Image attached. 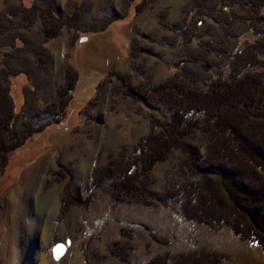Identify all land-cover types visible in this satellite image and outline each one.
<instances>
[{"label": "rangeland", "instance_id": "rangeland-1", "mask_svg": "<svg viewBox=\"0 0 264 264\" xmlns=\"http://www.w3.org/2000/svg\"><path fill=\"white\" fill-rule=\"evenodd\" d=\"M42 1L0 0V24L8 25L6 15L12 18L11 24H19L18 14L11 15L9 11H20L22 4L34 6V27L28 26L25 34L28 45L39 43L46 26L41 15ZM192 1H197L204 13L212 10L208 19L202 20L196 13L188 15ZM219 1L224 3L151 0L140 14L136 15L130 7L124 18L101 32L75 35L73 29L65 28L57 38L45 43L51 60L44 76L49 80L40 78L36 87L32 80L25 83L23 77L14 78V110L20 120H28L34 126L50 121L49 116L43 117V110L48 103H57V89L67 82L68 71L77 72L75 88L70 92L72 100L61 122L49 123L12 151L0 176V264H144L157 254L166 255V261H171L172 256L203 257L204 252L212 255L209 257L214 259L213 264H264L261 243H251L246 240V233L240 236L233 231V221L242 217L237 209L236 219L228 218L229 226L219 222L207 226L185 220L184 206L176 196L169 195L165 203L156 206L115 204L108 196L110 185L104 178L100 183L102 190L93 199L90 191L93 170L96 169L100 181L98 169L110 170L111 160L119 162L129 156L131 161L130 151L144 135L150 118L155 117L154 110L159 107L163 111L155 99L148 98V85L172 75L175 70L170 66L174 63L186 66L187 75L197 73L195 79L209 71L218 76V65L226 63L221 49L232 48L236 42L242 44L246 37L251 40L250 34L241 35L239 41L233 36L246 27L244 24L222 28L221 13L217 11ZM53 2L55 14L61 15L82 3L85 20L94 24L113 10L120 11L121 5L119 0ZM233 2L236 3L226 1ZM235 14L237 18L244 15ZM13 30L23 32L20 26ZM203 52L207 53L203 62L194 61ZM206 60L214 69H206ZM27 66L29 75L31 70ZM226 74L227 68L222 69V75ZM25 86L29 88L28 94L23 90ZM125 89L138 96L123 95ZM112 90L116 91L117 112L109 105L110 98H114ZM157 118L165 122L161 116ZM192 140L187 142L195 147L203 141L202 134L199 132ZM184 163L183 152L173 150L167 160L158 162L150 172V189L167 193L178 188L182 173L187 174ZM225 196L222 195V205L233 210L236 204ZM74 198L81 201L68 206ZM243 221L246 229L255 227L256 231L251 232L264 243L261 228ZM119 240L127 243L123 248L129 251L127 261L107 252ZM194 260L201 264L203 258L195 257L189 262L193 264Z\"/></svg>", "mask_w": 264, "mask_h": 264}, {"label": "trees", "instance_id": "trees-1", "mask_svg": "<svg viewBox=\"0 0 264 264\" xmlns=\"http://www.w3.org/2000/svg\"><path fill=\"white\" fill-rule=\"evenodd\" d=\"M53 1H42L44 6L41 8V15L45 19L46 26L44 35L41 39L38 38L39 43L28 45L27 42L30 41L25 34L28 26L34 27L33 18L36 16L34 6L28 7L22 4L20 11L16 12L15 9L9 11L11 15L18 14L19 24L15 25V22L11 24L12 18H8L9 15L5 16L8 25L0 24V34L3 37V41H0V176L8 164L12 151L21 147L29 137L41 131L49 123L61 122L72 100L70 92L75 88L77 72L69 68L71 71L66 74L67 82L65 81V84L57 89V103H48V108L46 107L43 113L40 112L43 117L49 116L50 121L34 126L28 120L21 119V121L18 117L19 113L14 110L15 104L11 93L15 89L14 78L23 77L25 83L27 80H32L36 87L40 78L49 80L44 76L50 69L51 60L45 43L57 38L63 29H73L75 35L101 32L111 23L124 18L130 7L138 15L151 2V0H119L120 11L113 10L112 15L102 17L94 24L85 20L86 9L82 3L76 5L68 14L61 15V13L55 14ZM226 1L217 3V11H220L222 17V28L244 24L246 27L233 36L239 41L241 35L250 34L251 40L246 37L242 44L236 42L232 48L221 49L222 59H225L226 63L218 65L221 69L218 76L213 74V71H209L208 75H200L199 79H195L197 73L187 75L186 66L174 63L170 66L175 70L172 75L158 84L148 85L146 88L151 94L148 98L155 99L154 102L162 107L163 111L159 107L154 110L155 117L150 118L144 135L130 151L131 161L128 160L129 156L125 160L120 159L119 162L111 160L108 166L110 170L98 169L100 181L96 169L93 170L90 191L91 195L93 193V199L97 195L96 192L102 190L100 183L104 178L111 187L108 196L115 204L134 202L156 206L158 203H165L169 195L176 196L181 199V206H184L182 215L185 220L207 226H211L212 222L225 223L229 226V220L236 219L239 210L242 217H237L236 222L233 221L235 223L232 225L233 231L240 236L246 233V240L251 243H261L259 245L264 247V243L258 241L257 235L251 232L256 231L255 227L251 230L246 229L243 221H250V226L258 225L261 228L259 231L264 234V182L262 181L264 180V0H235L236 3L231 4ZM196 2L192 1L193 8L188 15L196 13L202 20L208 19L212 10L210 9L209 14L204 13L199 10V4ZM236 12L244 15L237 18ZM19 26L23 31L21 34L13 30L14 27ZM206 54L203 52L202 56L197 55L198 58L194 61L203 62ZM206 62V69H214L212 64L207 60ZM25 64H28L27 68L31 70L30 76ZM224 68H227L225 77L222 75ZM251 68L258 70L250 71ZM28 89L25 86L23 90L27 93ZM124 91L123 95L128 94L127 96L132 98L138 96L128 89ZM26 93H23L24 98ZM111 93L114 94V98L111 97L109 100L110 109L117 112L114 101L116 91L112 90ZM114 104L115 108H113ZM158 115L161 116V120L165 119V122H161L157 118ZM199 132L203 141L194 147L187 140L193 141L192 139ZM175 149L183 152L185 161L183 170L188 175L182 173L181 185H178V188H171L172 191L158 193L151 190L150 172L158 162L167 160ZM188 161L191 166L187 164ZM259 181L262 184L256 186L255 183ZM223 194L236 204L233 210L230 206L222 205ZM77 201L75 199L72 203H68V206L77 204ZM243 206L246 208L245 213H242ZM126 244L120 240L115 241L107 252L127 261L129 251L123 249ZM202 255L203 257L192 254L182 258L172 256L171 261H166V255L157 254L144 264H191L189 259L195 257L203 258L201 264H205L207 260L213 264L214 259L209 257L212 255L205 252ZM193 264H198L197 260H194Z\"/></svg>", "mask_w": 264, "mask_h": 264}, {"label": "snow or ice", "instance_id": "snow-or-ice-1", "mask_svg": "<svg viewBox=\"0 0 264 264\" xmlns=\"http://www.w3.org/2000/svg\"><path fill=\"white\" fill-rule=\"evenodd\" d=\"M54 252H55V249H54Z\"/></svg>", "mask_w": 264, "mask_h": 264}, {"label": "bare ground", "instance_id": "bare-ground-1", "mask_svg": "<svg viewBox=\"0 0 264 264\" xmlns=\"http://www.w3.org/2000/svg\"><path fill=\"white\" fill-rule=\"evenodd\" d=\"M55 109V108H54Z\"/></svg>", "mask_w": 264, "mask_h": 264}]
</instances>
